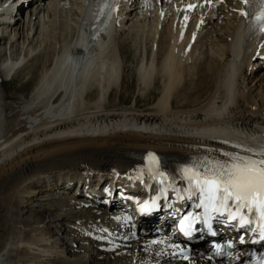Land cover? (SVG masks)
<instances>
[{"label":"bare ground","instance_id":"6f19581e","mask_svg":"<svg viewBox=\"0 0 264 264\" xmlns=\"http://www.w3.org/2000/svg\"><path fill=\"white\" fill-rule=\"evenodd\" d=\"M188 1L145 0L137 5L113 0L109 22L83 51L85 30L98 0H27L31 6L27 18L13 14L15 19L9 22L11 14L2 17L6 23L0 20V45L8 37L9 51L0 46V85L12 81L30 61L31 76L17 90L25 89L33 78L35 82L25 95H8L13 96L5 104L12 123L4 133L0 129V264L35 260L28 249L50 242L32 233L49 232L53 221L90 223L84 234L78 227L84 237L94 229L99 235H104V227L117 229L116 217L104 216L101 226L89 214H79L82 209L75 207L89 204L82 198L69 206L57 201L55 187L64 178L131 174L142 168V157L149 153L173 178L204 156L221 158V153L233 152L260 158L254 152L264 149V72L258 75L252 65L261 42L264 48L259 26L256 21L251 26L249 15H241L250 12L242 0L211 6L198 0L202 6L183 23L176 13ZM16 3L21 1L0 0V11H11ZM62 6L68 8L67 18L62 19L64 27H57ZM135 29L146 31L148 37L147 42L140 38L144 45L132 58L137 68L130 70L139 86L134 102L119 106L125 102L120 98L128 56L124 53L130 50L128 37ZM255 90L258 94H253ZM32 198L49 205L32 204ZM28 207L63 212L40 221L32 213L24 215ZM63 231L67 235L61 236L60 244L71 243L72 255L50 250L54 256L47 258L48 264H146L161 257H146L141 252L145 243L134 242L131 250L117 247L114 252L83 242L77 246L81 240L68 236L72 230ZM166 261L157 264H177Z\"/></svg>","mask_w":264,"mask_h":264},{"label":"snow or ice","instance_id":"6c2138e0","mask_svg":"<svg viewBox=\"0 0 264 264\" xmlns=\"http://www.w3.org/2000/svg\"><path fill=\"white\" fill-rule=\"evenodd\" d=\"M243 2L247 5L250 0ZM258 2L259 11L254 19L259 31L264 33V0ZM100 4L103 15L111 4L109 0H100ZM241 15L247 16L248 13L242 11ZM244 151L253 152L252 149ZM220 156H204L183 169L190 185V194L198 195L196 207H203L206 213L212 211L223 215L227 212L230 220H238L241 227L256 225L264 236V149L254 152V156L259 159L233 152H224ZM149 159L156 162L155 156L151 154ZM159 175L163 176V173ZM197 219L198 216L185 217L181 227L187 226L189 220Z\"/></svg>","mask_w":264,"mask_h":264},{"label":"rangeland","instance_id":"374dc122","mask_svg":"<svg viewBox=\"0 0 264 264\" xmlns=\"http://www.w3.org/2000/svg\"><path fill=\"white\" fill-rule=\"evenodd\" d=\"M67 9L68 8L66 6L65 7L62 6L61 8H59L57 10L58 11V14H57V18L56 19H58V20L55 21L56 24H57V27L58 26H62V24H63L62 23L63 22L62 19L63 20H66L67 17L65 15H67V13L65 11ZM152 16H151V18H152ZM53 26H54V24H53ZM63 27H64V24H63ZM51 28L53 29L54 27L51 26ZM55 28L53 30L56 31L55 32L56 34H58V32H57L58 29L55 30ZM136 30L137 29H135V31L133 30V32L132 31L130 32L131 38L128 37V42H129V45H130V50H127L128 52L126 51V53H124L125 56L128 53L127 54L128 56L126 57L127 59H125V67L122 68V69H124L125 82L123 84L124 87H122V89L120 90V98L123 99L122 97H125L124 98L125 102L117 103V104H119V106L120 105H127V106L131 105L134 102L133 99L136 97L135 94H137V88H138L137 86H139L138 81H137L136 74L133 71L131 72V70H130L132 68L133 69L137 68L136 67V62L133 63V59L132 58H133V53L135 51H137V53H140V51L142 50V47L144 45V43L142 44V40L147 42L148 40H146L145 38L148 39V37H146V35H147V34H145L146 31H144L142 33V29L141 30L139 29L138 30L139 32H137ZM126 31H128V30H126ZM126 31H125L124 34L127 33ZM140 34L141 35L143 34V35L141 36ZM142 37H144V38H142ZM135 38H136V40H135ZM7 39H8V37H5L4 40H3L4 43L3 44L1 43L0 46L2 48H5V46H6L5 49H7V52H8L9 51V49H8L9 48V43L6 45ZM135 41H137V42H135ZM29 63H30L29 66H31L32 61H30ZM34 63L38 64L40 62L37 61V62H34ZM29 66L27 68H25V69L23 68L24 70L22 69L23 71L20 72L12 81H5L4 80L3 85H0V104H1V108H0V119L2 117V119H1L2 121H0V123L2 124L1 127H0V129L2 130V127H3V130H2L3 133L5 132L6 125L12 123V120L7 118V108L5 107V104L7 103V101H12L13 100V96L8 97V95H10V94H12L14 96H15V94H17V95L19 94L21 96L22 95H25V94H27L29 92V90H31V88H32V86H33V84L35 82V78H33L34 80L33 79L29 80L30 82L26 86L25 89H23L22 91H18L17 90L20 87V85L23 84L24 80L31 76V73H28L29 72L28 71L29 70ZM253 82L255 83V79L251 75V81H250L249 85H253L254 84ZM252 88L254 89L255 86H253ZM259 88L261 89V85H260ZM253 94H258V91L257 90L253 91ZM115 101H119L118 96L115 97ZM40 197L41 196L38 195L37 198H40ZM30 202H32V204L34 202H39V203H44V204L46 203V204L49 205V202H47L45 200L35 199V198H32V200ZM46 204L44 206H47ZM27 206H30V205H27ZM34 206H36L35 208L38 207V205H34ZM29 208H31V209L28 210V212H26L24 215L29 217L30 216V213H32L34 215V217L36 216L35 218H37L39 216L38 218H39L40 221L43 218H47L48 219L52 215H56L58 213L63 212V209H52V208L51 209H43V210H40V211H38L37 209H35L36 211H38V212H36L35 210H33L34 207H28V209ZM56 211H58V212L56 213ZM60 222L58 223L57 221H53V224L51 225V227H49V232H47L46 230H44V231L36 230L35 232L32 233L33 237L42 238L44 240V242H46V240L49 239L50 244L48 242H47V244H45V243H43V241H41L43 243L42 246L41 245H35V246H33V248H29L28 249V252H29L30 256L31 255L34 256V259L35 260L29 259V260L26 261L27 264H29V263L30 264H48L47 258L48 257L49 258H52L54 256V255H50V254L53 253V252L50 253V250H58V251L64 250V254H63L64 257L71 256L72 255V252H69V248L72 245L71 243H68V244L67 243L66 244L65 243L60 244L61 242H63V241H61V236L67 235L63 231V228H68L66 226V225H68V222H65V221H60ZM54 224H56V225H54ZM42 225H44V224H42ZM55 242H57V243H55ZM73 248L75 249V247H73ZM116 256L118 257V255H116ZM86 264H90V263H86Z\"/></svg>","mask_w":264,"mask_h":264}]
</instances>
